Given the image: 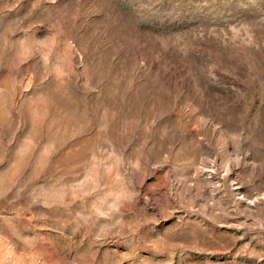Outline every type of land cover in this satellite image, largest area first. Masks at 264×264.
<instances>
[{"label": "rangeland", "instance_id": "rangeland-1", "mask_svg": "<svg viewBox=\"0 0 264 264\" xmlns=\"http://www.w3.org/2000/svg\"><path fill=\"white\" fill-rule=\"evenodd\" d=\"M0 264H264V0H0Z\"/></svg>", "mask_w": 264, "mask_h": 264}]
</instances>
